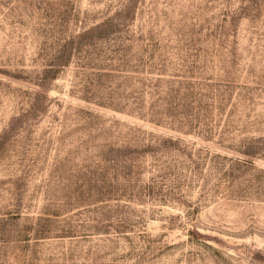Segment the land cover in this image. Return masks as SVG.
I'll use <instances>...</instances> for the list:
<instances>
[{
  "label": "rangeland",
  "instance_id": "obj_1",
  "mask_svg": "<svg viewBox=\"0 0 264 264\" xmlns=\"http://www.w3.org/2000/svg\"><path fill=\"white\" fill-rule=\"evenodd\" d=\"M0 264H264V0H0Z\"/></svg>",
  "mask_w": 264,
  "mask_h": 264
}]
</instances>
